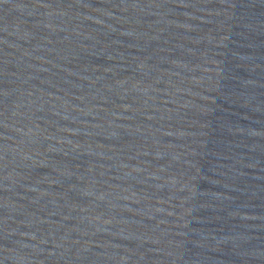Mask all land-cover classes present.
<instances>
[{"label":"water","instance_id":"water-1","mask_svg":"<svg viewBox=\"0 0 264 264\" xmlns=\"http://www.w3.org/2000/svg\"><path fill=\"white\" fill-rule=\"evenodd\" d=\"M62 264H264V0H107Z\"/></svg>","mask_w":264,"mask_h":264}]
</instances>
